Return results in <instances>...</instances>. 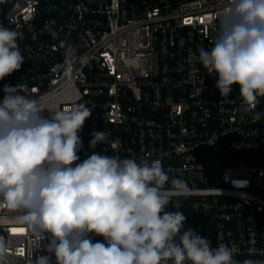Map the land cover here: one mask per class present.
<instances>
[{
    "label": "built area",
    "instance_id": "obj_1",
    "mask_svg": "<svg viewBox=\"0 0 264 264\" xmlns=\"http://www.w3.org/2000/svg\"><path fill=\"white\" fill-rule=\"evenodd\" d=\"M226 2L0 0V26L19 33L24 56L0 80V102L5 85L26 82L29 91L20 94L40 98L45 117L87 106L92 115L78 133L77 163L93 152L159 159L165 188L181 178L190 189L165 208L184 213L183 230L192 228L212 248L229 246L237 261L264 264V116L253 119L238 85L222 98L218 76L197 60L201 48H212V26ZM258 101L255 112L264 113V97ZM94 131L106 132L110 143L91 148ZM15 216L0 205L7 245L0 264H32L42 255L56 264L49 241L40 247Z\"/></svg>",
    "mask_w": 264,
    "mask_h": 264
},
{
    "label": "clouds",
    "instance_id": "obj_2",
    "mask_svg": "<svg viewBox=\"0 0 264 264\" xmlns=\"http://www.w3.org/2000/svg\"><path fill=\"white\" fill-rule=\"evenodd\" d=\"M212 31L213 46L199 50L198 62L218 76L222 98L238 85L247 110L259 120L264 116L255 112L264 97V0H227ZM19 39L15 29L0 26V80L24 63ZM3 91L0 205L16 213V222L40 247L49 241L46 251L56 264H261L237 261L229 246L212 248L192 228L183 230L184 213L165 208L173 195L190 189L181 178H172L165 188L169 176L159 159L137 162L93 152L77 163L78 133L92 115L87 106L47 109L45 117L40 98L20 94L29 91L26 82L5 85ZM91 135V148L110 143L106 132ZM93 236L103 242L93 243ZM6 251L0 238V258ZM50 261L42 255L32 264Z\"/></svg>",
    "mask_w": 264,
    "mask_h": 264
},
{
    "label": "snow or ice",
    "instance_id": "obj_3",
    "mask_svg": "<svg viewBox=\"0 0 264 264\" xmlns=\"http://www.w3.org/2000/svg\"><path fill=\"white\" fill-rule=\"evenodd\" d=\"M14 231H16L15 229H14ZM22 231V230H21Z\"/></svg>",
    "mask_w": 264,
    "mask_h": 264
}]
</instances>
